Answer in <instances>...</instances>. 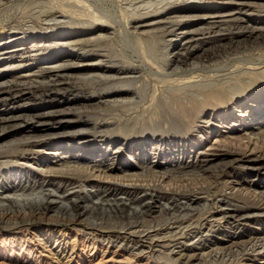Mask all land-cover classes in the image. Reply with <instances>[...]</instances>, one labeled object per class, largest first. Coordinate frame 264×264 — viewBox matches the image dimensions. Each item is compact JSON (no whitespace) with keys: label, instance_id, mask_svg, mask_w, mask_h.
Instances as JSON below:
<instances>
[{"label":"rangeland","instance_id":"obj_1","mask_svg":"<svg viewBox=\"0 0 264 264\" xmlns=\"http://www.w3.org/2000/svg\"><path fill=\"white\" fill-rule=\"evenodd\" d=\"M74 1L76 0L0 1V35H1L0 40L4 39L5 45L7 44L6 46L10 47L12 45L15 46L18 44L17 41L19 37L23 39L22 41H24L23 47L21 48L31 47L34 44L32 43V41L34 40H39V41L42 40L43 42H39L41 45H45L46 47L50 46L52 49H58L57 53L64 54V52H62L63 48L61 45L65 44L66 42H69L70 40L85 39L99 35L100 31L105 29L109 33L108 41H104L101 44H97V47L93 49L94 51H96V53H91V54L84 53L81 55V51H73L71 55L73 57L74 56L81 57L80 60L87 61L88 62V63L86 62L87 64H90V60H93L95 58H101L104 61L100 67H107L113 65L128 66L129 64H132L133 66L141 68L143 70V74L139 76L140 79H137L138 81L136 82V84L133 85L134 88L131 89L126 87H124L125 88L124 89L123 86L122 87L120 86L121 89L117 91H111L108 89L111 88L112 83L111 81L110 82L107 81V82H100L99 84L96 85V87L92 86L93 88L91 86L81 87V89L72 88L70 89V91L57 94V99L55 97L50 98L51 102L55 101V99L56 101L54 102L55 105L49 103L48 106H53V107L58 105L60 106L64 101L65 103H67V105L65 106L66 107L65 110L66 111L70 110L69 114H71L70 116L72 119V124H67L70 130L68 129L62 130L59 133H71L72 131H81V132L83 131L84 136L87 137V139L84 140V143L81 142L83 144L82 145L80 144V146H76L77 144L73 146L71 145L69 148L70 150L68 149L66 151L67 153L61 155L60 153L56 154L58 152L55 149H59V151L62 153V151L64 150H60V149L67 148L65 145L50 146L46 148L47 150L40 149L39 151L41 152L39 156L31 155L28 156V158H23V159L20 158L21 160L29 159V161L31 162L26 163L20 160L18 164L12 165L10 163L6 167L1 166L0 172H6L8 170L11 172L10 174L12 175L15 171H22L26 173V177L23 178L22 183H26L27 181L30 183V185L34 184L32 186L36 188L33 192L30 191L31 189L30 190L27 189L26 191L27 193L26 192L23 193V191H21L25 197H27V195L28 196L31 195L32 197H34L36 194L35 197L41 199V196L49 194L54 197L55 201L59 200V202H61L62 204H65L64 201H66V204H68L66 198L69 196H70L69 198H74V196L78 194V196L83 198V200H85L86 202V203L84 202L82 203V207L83 208L90 207L88 208L89 212L87 213V215H85L83 218L80 219L76 217L77 213L75 212L64 214L63 211L64 214L63 215L62 212H58L59 207L61 206L60 203L57 202L52 212H49L43 215L42 217L35 218L34 219L35 221L31 220L30 222L31 224L27 223L28 224L27 225L26 223L18 222L20 226L16 228H12V229L0 228V264H185L183 260H181L182 262L176 260L178 254L177 255L174 254L172 257L169 256V253L167 254L168 249L167 248L164 249L161 243L158 244L152 243L153 245L152 246L151 243L149 244L147 240H145L142 237H139L137 234L138 231L142 229L143 231H148L151 227H153L152 231H158V232L160 231L161 234L162 233L167 234L170 231H172V229L175 227L172 226V224L176 225V223L173 222H176V220L181 219L183 215L181 214L177 215L178 219L177 217L172 218L171 220L173 222L170 221V219L168 220L162 219V221L164 220L162 224V221L159 219L160 215L157 213L158 207H155L153 210L155 211L154 214L150 216H147L148 215L147 214L144 219H133L134 217H132V215L130 214L131 211L129 210L133 208L138 209L137 206H143L142 204L145 203L146 201L142 203L139 201V197L143 195L142 193L138 194L139 191H136L135 189L131 190V188L129 189L120 188V186H117L115 184L106 185L103 183V185H101L102 187H100V185L94 184L93 181H92L93 185H91L90 182L85 183L84 181L79 183L80 181L77 180H75L77 182V185L75 187L77 188H75L74 190L72 189L74 188V186L70 187V183H74L75 176L72 175L73 174L72 172L67 171L68 172L67 173L64 170V167H59L61 164L60 162L65 161V162H71L74 165L76 164L80 165V163L83 164L82 162H84L81 159L85 158V161H90V160L94 161L92 164L100 163V165L105 167L111 165L110 166L111 169L115 171L112 174V176L115 175L114 178L116 179H120L126 176L124 175V173L121 174L119 172L120 170H122V168L126 170H131L130 168L133 169L132 171H129L130 173L129 172L126 173L128 175L130 174L139 175L140 173L138 172H142L143 170L140 169L137 171L136 168L142 166L143 165L142 163H144V165L151 163L153 166H155L156 163H162L163 164L161 165L162 168L156 169L155 171L156 172L158 171V173L159 172L165 173L163 170H166V172H171L172 170L170 169L174 168L175 165L172 164L170 168L169 167L167 168V166H170L169 163L166 162V158H168L166 155L170 153L167 150L168 147H170L169 144L178 141L182 143L180 145V149H182L185 146L183 142L186 140L189 143H191L193 146L197 142H199V140L201 139L200 138L201 135L198 133V131L195 130L194 132L193 131L190 132L191 134L184 132V130L182 131L176 130L177 132L173 134H167V133L162 134L153 131L158 126L160 127L163 126L161 128L163 130L164 123L165 124L167 123L168 126L167 128H169L170 125H171L170 127L172 126L174 127L177 124V122L173 123L174 120L171 117L170 119H167L169 118L167 116L170 112L169 110L166 109V107H164L165 108L164 109L157 106L159 100L158 98L165 97L168 95V93L169 94L174 93V95L177 93V96H179V94L182 93L180 95V98L183 97L190 98L192 96L199 95L202 91V88L203 90L214 89L215 87H220V89L224 88L223 91L226 94V104L222 108L220 107L221 109H218L217 111L214 110L215 111V112L213 111L214 113L210 111V112H205L204 115H202L203 120L201 119L199 121L200 125H198L197 123L196 126L203 125L206 126V128L207 127L210 128L209 130L201 131L204 134V136L202 135V137L205 143L202 146L196 144V146H194L192 150L193 156L191 155V158L185 159V162L187 160L189 163L194 161L193 163H195V166L198 165L205 166L203 164H205L206 163L205 161L211 158L210 157L211 155L213 157L216 156L215 152L212 151L209 152L208 149L206 150L207 145L210 146L215 144L216 146L218 145L221 146V144H223L224 142L226 143L230 141L238 142L237 140L239 138H243L245 136H248L252 141L255 140L257 141L259 138H261L264 133V106H262L261 110H258L257 106L261 101V99L264 98V38H263L264 37V5H263L264 0L263 1L241 0L244 1L245 3H252V4L251 6L248 7L246 12L242 13L243 17L239 18L240 20L238 21L239 24L235 23V25L234 24L224 25V24H219L218 22L212 24L213 20L208 18L209 15H207L202 20L204 21L203 26L200 27L197 26L196 23L200 21V18H196L192 23L193 26L191 24H180L176 27H173L172 29L174 30L171 29L173 33L170 34H168L169 30L165 31L169 27L168 24L165 23L168 22L170 23L178 20L182 22H184L185 20L186 22L192 21V19L189 18H185L184 20H180L179 18L175 19L172 18L173 16L177 17L179 16V14L180 16H184V15L196 16L207 13L213 14L214 12L228 14L227 12L233 11V9L235 10L238 4L233 2L231 3V5H225L221 3L220 4L218 3V5H211V6L193 4V6L183 5L182 7H180L181 8L180 9L178 6L173 5L171 3L173 2L181 3L183 2V0H172V1L171 0H136V1L135 0H85V1L80 0V4H76ZM159 1L160 3H158ZM184 1H188V3L198 2L200 4L201 3L205 4L208 3V1L210 0H195V1L184 0ZM132 2L135 5H133ZM147 4H151L154 6L152 7L150 5L151 6L150 8V6L148 7ZM224 6L225 8H223ZM66 7L67 9H65ZM154 8L160 10L159 14L154 13L153 15L152 14L147 15L146 12L150 11L151 9L153 10ZM50 9L52 10L49 11ZM224 9H226L227 11ZM52 11L54 12L53 16L51 18L46 17L47 15L46 13H50ZM166 11L171 12V14L165 15ZM55 16L56 18L55 20H53ZM93 16L96 18L103 16L105 18H98L100 20L95 25L91 27L89 26V28H87L86 31H77L75 34L71 35L70 37H66L64 33L58 30L57 32L56 30L55 31L52 30L59 24H66L70 22L78 23V24L87 23L86 24L87 26L91 24L89 22H92ZM242 21L243 23H241ZM205 23H208L210 25ZM217 24L219 26H217ZM220 25L222 28L220 27ZM249 26L250 27L253 26L252 28L257 27L258 32H262V31L263 32L260 34L257 33L259 34V36H256L257 35L256 34L251 38H249V34L247 31V29L250 28ZM138 27L141 28L139 29ZM210 27H212L213 32L211 31ZM186 31L187 32L189 31L188 33L190 35L181 34ZM240 32H242V34ZM228 34L230 35L228 36ZM35 35L36 37L34 38L27 37V36H35ZM181 35H185L186 37H189L188 39L193 38L192 42H190V46H191L190 49L193 50L191 55H189V58L186 61H181V64L178 65V67L175 65L171 67L170 63L167 62V64H165L164 60L172 61L176 59L177 51H173V49L176 48L175 47L176 43L179 42L182 44L186 42V40H182L184 39V37L182 38ZM218 35L221 36L218 37ZM13 36H17V40L15 41V43H11L13 42L12 39ZM156 39L158 41L159 39L160 40L163 39L165 43H161V41L158 42ZM47 52L49 53L50 51ZM39 55H43V54L40 53ZM201 56L202 58H200ZM206 57H208V59H206ZM64 60H66V58ZM4 63L2 64V67L5 66ZM53 63L55 64V62ZM33 67H35V65ZM25 70L26 68L24 70H20L19 72H23V71L25 72ZM13 74L15 73L13 72L11 73V75L10 73L6 74L7 75L6 77H9V75L13 76ZM22 74H27V73H22ZM140 85L141 86L143 85V90L138 88L140 87ZM135 88L138 90H136ZM105 90L108 91L104 92ZM128 90L129 92L130 91L133 92V96L124 95L123 97H120L122 94L120 92L124 93L127 92ZM134 97L136 98V100ZM16 99L19 100V98ZM98 99H100V101H95L88 105L82 103L83 101L89 102L88 100L94 101ZM117 101H119V104ZM27 102L28 101L26 100L22 103H12V102L7 103L6 101L4 102L1 101L0 111L3 109V106L7 104L10 105V107L6 108L7 110H10L13 107L15 108L18 107L19 108L18 111L22 110L26 112L27 110L28 111L34 109L36 110L44 106V104H41V106L36 105L34 106V108H32V106H29L27 107L28 108L27 109L24 108L26 107ZM131 102H133L132 105ZM139 104L141 105V107ZM231 106L234 107L231 109L232 113L230 114L229 119L226 121L225 118L222 116L223 115L222 112H226V110H230ZM156 108H158L157 111ZM146 109L149 110L147 111ZM13 111L16 113V109H14ZM134 112H136V114ZM121 113L123 116L121 115ZM72 114L74 115L72 116ZM139 117L141 120L139 119ZM104 119H108V120H104ZM88 120L90 121L91 124L88 123L89 122ZM102 121L103 122L105 121L106 123H103ZM99 124L105 126L110 125V127L109 128L102 127L100 129ZM114 132L116 138H119L118 142L122 144L120 145L122 147L110 145V147L107 148L108 149L107 152L103 153L105 155L104 156L103 154L100 153V151L103 150L102 148L108 146V142L106 143L104 142V140H107L108 138L104 136L107 135L108 133H114ZM176 133H182L187 135L190 134V136L189 135L186 136L188 138H186L185 136L181 137L180 135H175ZM118 134L121 135L118 136ZM191 138H194V140L193 141L190 140ZM146 139L147 140L153 139L157 141V143L160 145L162 144L165 145L169 143L165 149L164 147H162V154L163 152H165V155L155 156L152 155L153 154L152 152H150L145 159L144 157L141 158L140 156H138L137 160H134L131 156H129L130 154L133 155L132 151H130V145H131L130 143L146 141ZM96 141L98 142L94 144V142ZM240 143L243 145L245 143V140H242ZM242 145H237L235 147V150L241 151ZM262 145L264 146V140L261 143H258L255 147H259V146L263 147ZM81 147L83 149L84 148L87 149L88 152L86 154L87 157L85 156V154H79L78 149H80ZM92 149L93 150L97 149L98 151V152L95 151L94 155L91 157L94 160L90 159L89 157L90 151H92ZM203 150H206L205 153L202 155L198 154L197 158L196 159L194 158L193 160L192 157H195L197 153H200V151ZM54 154L57 155L55 159L53 157ZM253 156L254 154L251 155V157ZM88 158L90 160H88ZM42 159L48 160L46 162V165L44 163V168L46 166L47 168L52 169L54 173L49 174V176L47 175L45 177L42 176L41 173L40 175L37 174L38 171L36 167L31 163L32 161L38 162ZM258 162L264 164V160L261 159L255 160L254 158H252L245 165H240V164L234 165L231 168L232 170L230 169L231 171L229 172V174L226 175L227 178L226 180L229 182H235V181L243 182V186L245 188L250 189L251 191H254L255 188L258 189L264 188V168L262 169L261 165H256L258 164ZM251 163L256 165L255 169L253 168L254 172L251 171V165H250ZM217 164H218L217 161H214L207 164L205 168L209 171L216 170ZM201 168L204 167H198L197 169H190L189 171H191L192 173H197ZM44 170L47 171L46 168ZM57 170L60 171L58 172ZM64 172L66 173L64 174ZM55 176L57 179L55 178ZM58 176L61 177L59 178ZM73 176L74 178H72ZM28 177L29 179H27ZM70 177L71 179H69ZM2 181L3 180L0 179L1 182L0 186H4L5 191L7 189H10L11 186L13 187V185L14 188L16 186L17 187L19 186L17 180L13 181L12 179L7 184H5L4 182L2 183ZM34 181L37 184L33 183ZM39 185H42V187L40 188ZM66 186H68L69 189ZM243 186L242 188H244ZM61 191L63 194L61 193ZM66 191L70 193H65ZM109 191H110V195H105V196L102 195L103 197L97 196L102 192H109ZM120 191H124V192H120ZM12 192L10 193L12 194V196L22 195L20 194L21 193L20 191H17L18 193L14 191ZM0 193L1 194L3 193V189L0 190ZM159 196L160 198H162L161 195ZM123 197H126L127 199ZM117 200L127 201L128 204L131 205L128 206L126 205V207L124 208L121 206L123 202H118ZM228 200L230 201L229 203L233 208H238L240 209V211H245L247 209H252V208L254 209V206H252V203L250 202H246L231 197H229ZM200 205L202 206L203 204ZM18 207H15L14 210H17ZM198 209L201 208L198 207ZM235 210L236 209H232L233 212ZM27 212L28 211L26 210V216H27ZM253 212H257V209L254 210ZM248 214L249 213H241L239 214L240 215L239 216L238 213H236L233 215L234 219L233 218L230 219V221L227 224L224 221H221L218 222L219 223L218 225L216 222L215 224H210L211 228L209 224L204 225L203 231L207 233H204V236L200 239L201 241L198 240V238L194 240L197 243L194 241L185 242L179 240L180 246L178 245L174 246V252L183 254L184 249L187 248L186 251L187 255L201 256V257L203 256L202 258L204 260L200 262L198 261L191 262L190 264L192 263L193 264H264V256L261 257L255 256L254 253H251L249 251H245L241 253V256L240 254H238L241 252L239 249L245 248L250 243V241L253 240V238L255 239L258 237H264V214L261 213H254L249 215ZM252 215L254 216L253 218L247 219V217H252ZM19 216H24V215L19 214ZM55 217L58 219V221H56ZM221 217H223V215L219 216L218 218L220 219ZM238 217L239 218L243 217V218L239 219ZM70 220H77V221L69 222ZM149 220H151V223ZM8 222L9 224L14 223L13 220ZM164 223L166 224L164 225ZM147 224L148 226H146ZM158 224L162 226V227L158 226L160 227V230L157 228ZM129 232L130 233L136 232L135 234L137 235L134 237L131 236L132 238H130L129 236H127L128 235L127 233ZM46 234H48V236H46ZM49 235L51 237H49ZM137 241L139 242L137 243ZM134 246L135 247L137 246V248H135ZM144 249L148 251H145ZM142 251L144 252L142 253ZM232 251H235L236 253L232 254V256L230 257L228 253ZM215 252H222V253L224 252L223 256L225 255L226 257L224 256L223 259L220 258L214 259L211 256H213ZM169 259L173 260V262ZM255 259L257 260L255 261Z\"/></svg>","mask_w":264,"mask_h":264},{"label":"bare ground","instance_id":"obj_2","mask_svg":"<svg viewBox=\"0 0 264 264\" xmlns=\"http://www.w3.org/2000/svg\"><path fill=\"white\" fill-rule=\"evenodd\" d=\"M0 1H4V0H0ZM74 2L76 4H80V0H76ZM232 2L237 3L238 5H237L235 10L233 9V11L227 12L228 14L218 13V12L215 13L214 12L213 13L214 15L207 13V14L196 15V16H185V15L180 16V14H179V16L176 15L177 17L173 16L172 18H175V19L179 18L180 20H184L185 18H189V19H192V21L186 22V20H185L184 22H182V21L178 20V21H173L170 23L169 22L165 23V24H168V26H169L165 31L169 30L168 34L173 33V31H172V30H174V29H172L173 27H176L180 24H191L192 25V23L194 22V20L196 18H200V21H198L196 23L197 26H199V27L203 26L204 21H202V20L207 15H209L208 18L213 20V23L210 21L212 24L217 23V22L219 24H224V25H229V24L235 25V23L239 24V22H238V21H240L239 18L243 17L242 13L246 12L248 7L251 6V4H252V3H245L244 1H241V0H210V1H208V3H205V4H203V3L200 4L198 2L197 3L196 2L188 3V1H184V0L181 3H174L173 2L171 4L176 5L179 8L182 7L183 5L184 6H193V4L211 6V5H218V3L219 4L221 3V4H225V5H231ZM158 3H160V1ZM166 3H168V2H166ZM132 4H133V2H132ZM133 5H135V4H133ZM147 5L149 7L151 4H147ZM151 6L153 7L154 5H151ZM151 6H150V8H151ZM145 7H147V6H145ZM223 8H225V6ZM65 9H67V7ZM51 10L52 9H50L49 11H51ZM132 10H133V8H132ZM147 10H148V8H147ZM224 10H226V9H224ZM139 11H140V9H139ZM141 11H142V9H141ZM159 11L160 10H157L156 8H154L153 10L151 9L150 11H147L146 13H147V15L148 14L153 15L154 13L159 14ZM46 14H47L46 17L51 18L53 16L54 12L52 11V12L46 13ZM130 14H131V11H130ZM168 14H171V12L166 11L165 15H168ZM210 15H213V16H210ZM55 18H56V16L54 17V19L53 18L52 19L55 20ZM92 18H93L92 22H89L91 24H89L87 26H86L87 23L86 24H81V23L78 24V23L70 22V23H66V24H59L56 27L54 26L55 28L52 30H54V31L56 30V32L58 30V31L64 33L66 37H70L71 35L75 34L77 31H86V29L89 28V26L91 27V26L95 25L100 20L98 18H105V17L102 16V17L96 18L93 16ZM172 18H170V19H172ZM68 19H69V17H68ZM249 22H251V21H249ZM241 23H243V21ZM142 24H144V23H142ZM160 24H162V23H160ZM205 24H208V23H205ZM250 24H252V23H250ZM250 24H248V25H250ZM208 25H210V24H208ZM217 26H219V25L217 24ZM99 27H101V26H99ZM220 27H221V25H220ZM252 27L247 29L248 34H249V38L256 35L257 33L260 34L263 32V31L258 32L257 27L256 28L255 27L252 28ZM106 28H108V27H106ZM138 28L140 29L141 27H138ZM210 28H211V31L213 32L212 27H210ZM221 28H219V29H221ZM207 29H209V28H207ZM196 30H198V29H196ZM198 31H200V30H198ZM188 32L186 31V32H183L181 34H189ZM240 33L242 34V32H240ZM55 34H57V33H55ZM259 34H257L256 36H259ZM229 35L230 34H228V36ZM108 36H109L108 31L103 29L102 31H100L99 35L92 36V37L85 38V39L70 40L69 42H66L65 44L61 45L63 48L62 52H64V54L57 53L58 49H52L50 46L46 47L45 45H41L39 43V42H43L41 39H40L41 41H39V40L32 41V43H34V44L31 47H25V48H21V47H23L24 41H22L23 39H21L19 37H18V41H17L18 44L15 46L12 45L14 47H12L10 45H8L10 47H7L6 46L7 44L5 45L4 39L0 40V48H1L0 49V102L6 101L7 103H9V102L22 103L26 100L28 102H27L26 107H24V108H27L29 106H32V108H34V106H36V105L41 106V104H44V106L42 108H38L36 110L34 109V110H30V111L27 110V112L22 111V110L18 111V109H19L18 107H16V108L13 107L10 110H7L6 108L10 107V105H8V104L3 106V109L0 111V167L1 166L6 167L10 163L12 165L18 164L21 160L20 158H22V159L28 158V156H31V155H36V156L38 155L39 156V154L41 152V151H39L40 149L47 150L46 148L50 147V146L65 145L67 148L60 149V150H64V151H62V153L59 151V149H55L58 152L56 154L60 153V155H61V154L67 153L66 151L70 148L71 145L73 146V145L77 144L76 146H80V144L82 145L84 143V140L87 139V137L84 136L83 131L82 132L81 131H72L71 133H59L62 130H66V129L70 130L69 127L67 126V124H72V119L70 116L71 114H69L70 110L69 111L65 110V108H66L65 106L67 105V103H65L64 101L62 102V104L60 106L59 105L55 106V107L48 106L49 103L54 104V102L57 99V94H61L63 92L70 91V89H72V88L81 89V87H87V86H89V87L95 86L96 87V85L99 84L100 82H107V81H109V82L111 81V83H112L111 88L108 89L111 91H117V90L121 89L120 86L121 87L123 86V88L124 87L130 88V89L134 88L133 85L136 84V82L138 81L137 79H140L139 76L143 74V70L141 68L133 66L132 64H129L128 66L127 65H125V66L113 65V66H107V67H100L104 61L101 58H95L93 60H90V64H87L88 63L87 61H81L80 60L81 57H75V56L73 57L71 55L73 53V51H81V55L84 53H86V54L96 53V51H94L93 49H95L97 47V44H101L104 41H108V38H109ZM179 36H177V37H179ZM219 36H221V35H218V37ZM27 37H33L34 38V37H36V35L35 36H27ZM181 37L182 38L184 37V39H182V38H180V39L186 40V42L182 43V44L179 42L176 43V45H175L176 48L173 49V51H177L176 59L172 60V61L171 60H168V61L164 60V63L167 64V62H169L171 67H173L174 65L178 67V65L181 64V61H186L189 58V55H191V53H192L193 49H190V47H191L190 42H192L193 38L188 39L189 37H186L185 35H181ZM211 37H212V34H211ZM222 37H223V35H222ZM231 38H233V37H231ZM12 39H13V42H11V43H15V41L17 40V36H13ZM25 39H27V38H25ZM166 40H168V39H166ZM196 40H198V39H196ZM212 40H214V39H212ZM159 41H161V43H165L163 41V39L162 40L159 39ZM195 43H197V42H195ZM218 43H219V41H218ZM165 45H167V44H165ZM101 46H103V45H101ZM56 47H58V46H56ZM216 47H217V45H216ZM163 49H165V48H163ZM47 51H50V52L48 53ZM40 53H42L43 55H39ZM52 55H54V56H52ZM65 58H66V60H64ZM200 58H202V56ZM206 59H208V57H206ZM109 61H110V59H109ZM53 62H55V64ZM3 63L5 66L2 67ZM34 65H35V67H33ZM25 68H26L25 72L24 71L19 72L20 70H24ZM13 72L15 74H13V76H10L11 73H13ZM9 73H10L9 77H6L7 76L6 74H9ZM16 73H19V74H16ZM22 73H27V74H22ZM138 88L143 90V85L142 86L140 85V87H138ZM223 89H220V87H215L214 89H204L203 90V88H202V91L200 90L201 93L199 91V93H200L199 95L192 96L190 98H184V97L180 98V95L182 93L179 94V96H177V93L175 95H174V93H170V94L168 93L167 96L158 98L159 100H158L157 106L161 107V108L166 107V109L169 110V112H170L167 116L169 118H167V119H170V117H171L174 120V121L172 120L173 123L177 122V124L174 127L172 126L173 128L170 127L171 126L170 124H168L170 126H169V128H167L168 127L167 123L166 124L164 123V129L163 130L161 129L163 126H161V127L158 126L153 131H155L156 133H162V134L163 133L173 134L177 131H182V130H184V132H187V133H190L192 131L194 132V130H195V131H198V133L201 135V137L198 136L201 139L196 144L199 146H202L205 143V141H203L202 135L204 136V134L201 131L209 130L210 128L209 127L206 128V126H203V125L202 126H196V125H197V123H198V125H200L199 121L202 119V115H204L205 112H210V111L213 112L214 110L217 111L218 109H221L226 104V94L224 93ZM108 90H105L104 92H107ZM136 90H138V89H136ZM120 93H122L120 97H123L124 95L133 96V92L132 91L129 92V90L127 92H124V93L120 92ZM51 97H55L56 98L55 101L51 102L50 101ZM151 97H153V96H151ZM16 98H19V100H17ZM135 100H136V98H135ZM88 101L89 102L83 101L82 103L85 105L86 104L88 105V104H91L95 101H100V99L94 100V101H90V100H88ZM117 102L119 104V101H117ZM132 103L133 102H131V105H132ZM144 105H145V103H144ZM262 106H264V98H262L261 101L259 102V104L257 106L258 110H261ZM111 107H113V106H111ZM140 107H141V105H140ZM233 107L234 106H231L230 110H226L227 109V107H226V109H225L226 112H222L223 113L222 116L225 118L226 121L229 119L230 114L232 113L231 109ZM14 109H16V113L13 111ZM102 109H104V108H102ZM157 110H158V108H156V111ZM117 112H119V111H117ZM124 112H123V115H124ZM131 112H133V111H131ZM134 113L136 114V112H134ZM128 114H129V112H128ZM137 114H139V113H137ZM73 115L74 114H72V116ZM121 115H122V113H121ZM147 115H148V113H147ZM164 117H166V116H164ZM139 119H140V117H139ZM104 120H108V119H104ZM81 121H82V119H81ZM137 121H138V119H137ZM98 122H100V121H98ZM88 123L91 124L90 121ZM103 123H106V122L104 121ZM154 125H157V124H154ZM69 126H71V125H69ZM137 126H135V127H137ZM102 127H108L109 128L110 125H108V126L100 125L99 128L101 129ZM149 127H151V126H149ZM149 127H148V129H149ZM93 131H94V129H93ZM121 134H118V136ZM190 134H188V135L190 136ZM175 135H180L181 137L188 136L187 134H182V133H176ZM104 137L108 138L107 140H104L105 143L108 142V146H106L105 148H102L103 149V150H101L102 152L100 151L101 154L107 152V150H108L107 148L110 147V145H113V146L122 145L120 142H118L119 138H116L115 132L114 133H108ZM186 138H188V137H186ZM110 139H112V140H110ZM190 140L193 141L194 138H191ZM242 140H245V143L243 145L240 143ZM263 140H264V133H263V136L261 138H259L257 141L256 140L252 141L248 136H245L243 138H239L237 140L238 142H234V141H230L228 143L224 142L223 144H221V146L220 145L216 146L215 144L210 145V146L207 145L206 150L208 149L209 152L210 151L215 152L216 156L213 157L211 155L210 156L211 158H209L207 161H205L206 163L203 164L205 166H202V165L195 166V163H193L194 161L189 163L187 160L185 162V159L191 158V155L193 154L192 150H193L194 146H196V144L192 146L191 143H189L188 141L185 140L183 142V144L185 146L182 149H180V145L182 143L175 141V142H172L171 144L168 143L170 147H168L167 150L170 153L168 155H166L168 157V158H166V162H168L170 165V166H167V168L168 167L170 168L172 166V164L175 165L174 168L170 169V170H172L171 172H166V170H163L165 173H160V172L158 173V171L156 172L155 171L156 169L162 168V166H161V165H163L162 163H156L155 166H153L151 163L147 164V165H144V163H142L144 166L141 164L142 166L136 168L137 171L140 169L143 170V171L141 170L142 172H138V173H140L139 175H132V174L128 175L126 173L129 171H132L133 169L130 168L131 170H126V169L122 168V170H120L119 172L121 174L124 173V175H126V176H124L123 178H120V179L114 178L115 175L112 176V174L115 171H113L111 169V167H110L111 165L108 167H105V166L100 165V163L99 164H92L94 161H91L90 159H93L91 157L94 155V153H95V151H97V149L96 150L92 149V151H90V154H89L90 159L88 158V160H90L91 162L85 161V158L81 159L84 161V162H82L83 164L78 162V163H80V165H78V164L74 165L71 162L63 161V162H60L61 164L59 167H64V170L66 172L67 171L72 172L73 173L72 175L75 176L74 183L67 182V183H70V187L74 186V188H72L74 190H75V188H77V187H75L77 185V182L75 180H77V181H80L79 183L84 182V181H85V183L90 182L91 185H93L92 184V181H93L94 184L100 185V187H102L101 185H103V183L106 185L115 184L117 186H120V188H125V189L131 188V190L135 189L136 191H139L138 194L142 193L143 195H141L139 197V201L141 203L144 201H146V202L142 204L143 206H137V208L139 210L134 209V208L129 210V211H131L130 214L132 215V217H134L133 219H144L147 214H148L147 216L154 214L155 211H153V210L155 207H158L157 213L160 215L159 219L161 221H162V219H166V220L170 219V221H172L171 219L177 217V215H180V214L183 215L181 217V219H178V217H177L178 220H176V222L172 221L173 223H176V225L172 224V226L173 227L175 226V227L172 229V231H170L167 234H163V233L161 234L160 231L159 232L158 231H152L153 227L150 228V226H149L150 229L148 231H143V229L138 231V232L136 230L135 231L137 232L139 237L144 238L145 240H147V242H149V244L151 243V245H152V243H157V244L161 243V245H163L164 249L165 248L168 249L167 254L169 253V256L172 257L174 254L175 255L178 254L177 258H176L177 261L180 262L181 260H183L185 262V264H190L191 262H195V261L200 262V261L204 260L202 258L203 256L202 257L201 256H194V255L189 256L186 253L187 248L184 249L183 254L174 252V246H177V245L180 246L179 240H182L185 242H189V241L193 242L197 238H198V240H200L204 236V233H207V232L203 231L204 225L215 224L216 222L219 225L218 222H221V221H224L227 224L230 221V219H232V218L234 219L233 215L236 213H238V215L241 213H249V214L261 213V214H264V188H261V189L255 188L254 191H251L250 189L245 188L243 186V182H240V181L229 182L226 180L227 179L226 175L229 174V172L232 170L231 168L234 165H239V164L245 165L252 158H254L255 160H257V159L264 160V146L262 145L263 147H260V146L255 147L258 143H261ZM81 142H83V143H81ZM97 142L98 141L94 142V144ZM100 142H102V141H100ZM194 142H196V141H194ZM130 144H131L130 145V151H132L133 155L130 154L129 156H131L134 160H137L138 156H140L141 158L144 157V159H145L150 152H152L153 153L152 155H155V156L165 155V152H163V154H162V147H164V149H165L168 146V144L160 145L157 143V141H155L153 139H151V140L146 139V141H139L137 143L131 142ZM237 145H242L241 151L235 150V147ZM120 147H122V146H120ZM84 149L81 147L80 149H78V151H79V154H85V156H86V154L88 152H87V149H85V151H84ZM118 149H119V147H118ZM206 150H203V151H200V153H197L195 155V157H192L193 160H194V158L195 159L197 158L198 154H201V155L204 154ZM56 154L53 155L54 159L57 156ZM253 154H254V156L251 157V155H253ZM45 158H46V156H45ZM43 160H45V161H43ZM21 161L26 162V163L31 162V161H29V159H24ZM47 161L48 160H46V159H42L38 162L32 161L31 164H33L36 167V169L38 171V173H37L38 175H40V173H41L42 176L45 177L47 175L49 176V174L54 173L52 169H49L46 166H45V168L47 171L44 170L45 169L44 163L46 165ZM214 161H217V163H218L216 165V167H217L216 170H211V171L207 170L205 168L206 165L211 163V162H214ZM250 165H251V171L252 172H254L253 168L255 169L256 165H261L262 169L264 168V164H262L260 162H258V164H256V165L253 163H251ZM47 166H48V164H47ZM198 167H204V168L199 169V171L197 173H192L191 171H189L190 169H197ZM60 169H63V168H60ZM7 171L6 172H0V179L3 180L2 183L4 182L5 184H7V183H9L10 180L13 179V181L14 180L18 181L19 186L18 187L16 186L17 188L16 187L14 188V185H13V187L11 186V188L7 189L6 191H5L4 186H0V190L3 189V193L2 194L0 193V228H5V229L6 228H8V229L16 228V227L20 226L19 223H26L27 224V223H30L31 220H34L35 218L42 217L43 215H45L49 212H52V210L54 209L57 202H59V200L55 201L54 197L52 195H49V194L41 196V199L35 197L36 194L34 197H32L31 195L30 196L27 195V197H25L21 191H23V193H24L27 191V189H29V190L31 189L30 191L33 192L36 188V187L32 186L34 184L30 185V183L27 181H26V183H22L23 178L26 177V173H24L22 171H15L13 173V175L10 174L11 173L10 171H8V172ZM12 172H13V170H12ZM66 172H64V174ZM61 173H62V171H61ZM69 176H71V175H69ZM74 176L72 178H74ZM55 178H56V176H55ZM59 178H58V180H59ZM27 179H29V177ZM69 179H71V177ZM24 182H25V180H24ZM36 182H37V180H36ZM33 183H35V181ZM35 184H37V183H35ZM59 185H60V183H59ZM68 186H66V187H68ZM114 186H113V188H114ZM242 186L244 188H242ZM245 186H247V185H245ZM39 187L41 188L42 185H39ZM116 187H115V189H116ZM68 189H69V187H68ZM105 189H106V187H105ZM12 191H14V192L20 191L21 192L20 194H22V195L12 196V194H10ZM106 191H107V189H106ZM31 192H29V193H31ZM63 192H64V190H63ZM120 192H124V191H120ZM61 193H62V191H61ZM65 193H70V192L66 191ZM125 194H126V192H125ZM102 195H104V196L110 195V191L109 192H102V193L98 194L97 196L103 197ZM133 195H135V194H133ZM159 195H161L163 199L160 198ZM69 197L66 198L68 201V204H66V201H64V203L66 205L59 202L61 207H59L58 212H62V214H63V211H64V214H68L70 212H75V213H77L76 217H78V219L83 218L85 215H87V213L89 212L88 208H90V207H88V208L82 207V203L83 202L86 203L85 200H83V198L78 196V194H76L74 196V198H69ZM229 197L239 199V200H243L246 202H250V203H252V206H254V209L252 208V209H247L245 211H240V209H238V208H233L229 203L230 202L228 200ZM123 198H126V197H123ZM66 199H64V200H66ZM136 200H138V199H136ZM118 202H123L121 206L124 208L126 207V205L127 206L131 205V204H128V202L124 201V200H119ZM134 202H136V201H134ZM125 203H127V204H125ZM200 204H203V205L201 206ZM15 207H18L17 210H14ZM134 207H135V205H134ZM198 207L201 209H198ZM232 209H236V210L233 212ZM256 209H257V212H253ZM26 210L28 211L27 216H26ZM19 214H23L24 216H19ZM221 215H223V217H221L219 219L218 217ZM224 216H226V217H224ZM253 217L254 216L252 215V217H247V219H250ZM242 218L243 217H240L239 219H242ZM12 220L14 223L9 224L8 221H12ZM56 221H58L57 218H56ZM72 221L76 222L77 220H70L69 222H72ZM149 221L151 223V220H149ZM149 221H148V223H149ZM163 221H162V224H163ZM159 224L157 225V228L160 230V227H162V226H160ZM165 224L166 223H164V225ZM133 225H134V223H133ZM135 226H138V225H135ZM146 226H148V224ZM158 226H160V227H158ZM169 227H171V226H169ZM213 227H214V225H213ZM208 228H207V230H208ZM210 228H211V225H210ZM136 232H131V233L129 232V233H127L128 234L127 236L132 238V237L137 235V234H135ZM46 236H48V234H46ZM49 237H51V236L49 235ZM138 242L139 241H137V243ZM194 242H196V241H194ZM135 248H137V246ZM178 248H180V247H178ZM239 250L241 251L240 253H238V254H240V256H241V253H243L245 251H249L251 253H254L255 256H260V257L264 256V237H258L255 239L253 238V240L250 241V243L245 248L239 249ZM145 251H148V250H145ZM181 251H182V248H181ZM143 252L144 251H142V253ZM234 253H236V252L232 251V252H229L228 255H230V257H231L232 254H234ZM223 254H224V252L223 253L222 252H215L213 254V256H211V257H213L214 259H219V258L223 259V257L225 256V255L223 256ZM166 259H168V258H166ZM169 260H171V259H169ZM256 260L257 259H255V261ZM171 261L173 262V260H171ZM177 261H174V262H177Z\"/></svg>","mask_w":264,"mask_h":264}]
</instances>
